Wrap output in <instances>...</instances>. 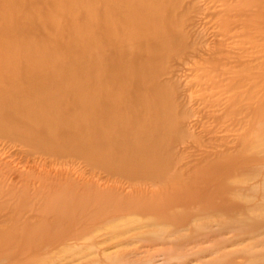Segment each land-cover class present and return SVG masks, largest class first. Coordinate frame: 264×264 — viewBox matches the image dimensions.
<instances>
[{
	"label": "rangeland",
	"instance_id": "obj_1",
	"mask_svg": "<svg viewBox=\"0 0 264 264\" xmlns=\"http://www.w3.org/2000/svg\"><path fill=\"white\" fill-rule=\"evenodd\" d=\"M105 2L95 11L97 32L109 24L107 12L117 14L114 0ZM36 5L23 1L12 12L27 17ZM51 10L49 2L38 8ZM76 11L61 27L79 45L84 36L74 28L89 15ZM176 11L179 25L162 41L110 37L99 55L32 80L94 85L154 75L167 95L169 129L160 136L170 143L167 175L181 180H141L127 171L131 159L118 164L117 148L104 141L99 145L111 151L96 155L0 133V264H264V0H182ZM24 22L29 30L16 26L13 33L28 46L29 38L56 33L42 21ZM204 175L212 177L208 187L191 183ZM180 181L195 192L215 188L214 195L156 208L161 191ZM64 200L74 209L59 231L51 208ZM130 203L145 209L130 214ZM39 228L47 237L32 244Z\"/></svg>",
	"mask_w": 264,
	"mask_h": 264
},
{
	"label": "bare ground",
	"instance_id": "obj_2",
	"mask_svg": "<svg viewBox=\"0 0 264 264\" xmlns=\"http://www.w3.org/2000/svg\"><path fill=\"white\" fill-rule=\"evenodd\" d=\"M23 1L27 0H0V37L8 40L7 44L0 43V133H12L14 137L34 144L39 142L43 146L46 143L53 146L75 145L81 152L92 150L96 155L109 153L116 147L122 157L115 158L117 163L127 161L124 157L131 159L128 160L130 167L127 171H133L141 180L151 181L153 185H169L178 181L180 177L177 174L168 176L172 163L167 154L170 143L160 138L169 129L166 124L167 95L154 75H128L117 81L111 80L110 84L101 81L94 85L81 81L53 84L45 83L42 78L32 79L43 76L54 66L69 64L74 58V63H78L85 57L99 55L110 37L117 42L125 38L128 43L134 44L164 40L179 25L180 15L176 9L182 0H114L117 14L107 12L109 24L99 32L95 28L96 9L107 1L35 0L37 5L34 10L24 18L12 12L21 7ZM44 2L51 3L53 10L42 14L38 8ZM82 7L88 10V22L74 28L78 35L82 33L84 36L81 44L74 45L70 41V32H65L61 23ZM22 20L24 23L42 21V26L56 28V33H49L43 40L29 38L33 44L28 42V46L13 33L16 26L29 30L28 24L21 26ZM36 45L40 48L35 49ZM58 57L65 58L60 61ZM103 141L107 146L111 145L110 149L104 150L99 145ZM211 180L212 177L204 175L193 178L191 183L196 187L207 186ZM182 182L179 187L170 185L171 189L162 190V199L154 202L156 208L186 206V200L196 203L202 197V201L207 203L204 196L211 195L215 190L208 188L206 191L207 186L205 190L196 188L195 192ZM54 205L51 208L56 213L53 227L60 231L68 225L74 208L67 200ZM144 205L130 203L126 209L130 214L139 213L145 209ZM207 206L214 208L212 204ZM47 234L39 228L33 232L30 241L32 244L43 242ZM13 240L7 237L4 243L8 245Z\"/></svg>",
	"mask_w": 264,
	"mask_h": 264
}]
</instances>
